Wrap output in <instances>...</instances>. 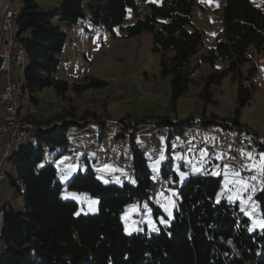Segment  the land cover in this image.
I'll return each mask as SVG.
<instances>
[{"label":"trees","instance_id":"obj_1","mask_svg":"<svg viewBox=\"0 0 264 264\" xmlns=\"http://www.w3.org/2000/svg\"><path fill=\"white\" fill-rule=\"evenodd\" d=\"M195 2L61 0L53 8L44 9L36 0H20L16 37L25 52L21 96L26 94L30 104L37 105L45 88L53 89L54 94L63 99L68 97L69 89L79 95L88 87L105 85V81L94 78L76 82L62 76V72L67 73L62 58L57 56L66 41L62 27L88 20L111 30L118 26L126 36H136L143 31L152 33L151 50L158 56L161 75L169 78L172 102L187 92L200 61L211 65L217 59L226 61L225 70L203 77L199 96L211 101L212 83H220L228 71L235 79L237 74L242 75L241 66L249 60L248 48L264 55V0H225L221 9V29L215 44L208 48L202 31L192 21ZM140 5L144 7L143 13ZM128 12L132 13L133 21L122 25ZM196 54L200 58L191 65ZM252 88H255L252 83L245 86L242 78L237 80L236 106L231 117L215 114L207 117L205 112L198 118L193 115L181 119L158 116L161 119L158 126L168 128L165 137L171 135V130H182L195 123L203 127L212 123L237 135L255 136L256 133L240 121V110L252 97ZM20 116L40 128L34 131L28 143L9 154L8 161L18 178L10 183L21 198V206L14 208L10 202L3 205L0 264H264V227L249 231L248 216L237 203L217 198L220 177L207 172L189 176L177 188L179 202L173 219L168 226L161 225L158 220L161 210L149 199V170L144 168V157L134 143L131 172L137 177L136 185L104 182L88 166L71 177L67 189L97 197L98 211L78 213L77 203L62 197V183L57 178L55 166L41 163L45 145L50 148L65 146L68 127L84 128L89 121L102 128L107 123L114 124L117 136L128 133L133 138L136 124L146 119L138 118L134 124H125L123 120L103 122L94 113L77 115L73 108L41 120L35 118V113L21 115L20 112ZM54 121L57 123L44 127ZM142 130L151 133L148 129ZM66 151L69 150H65V154ZM162 173L166 182L174 179L165 169ZM142 199L152 205L158 221L157 231L126 234L121 213L127 204ZM255 199L264 216V189L256 193Z\"/></svg>","mask_w":264,"mask_h":264},{"label":"rangeland","instance_id":"obj_2","mask_svg":"<svg viewBox=\"0 0 264 264\" xmlns=\"http://www.w3.org/2000/svg\"><path fill=\"white\" fill-rule=\"evenodd\" d=\"M10 1L12 9H20V0ZM60 1L36 0L44 9L53 8ZM224 1L196 0L192 8V21L202 31L206 48L215 44L221 29V9ZM2 4L0 1V14ZM139 9L143 13V5H140ZM132 21V13L128 12L122 25ZM62 29L66 33V41L57 56L62 58V64L68 70L67 76L62 72L63 78L76 82H87L94 78L105 81V85L88 87L79 95L69 89L66 93L68 97L63 99L57 97L53 89L45 88L40 93L39 103L35 105L37 109L35 118L47 119L58 112L73 108L77 115L81 112L94 113L100 116L103 122L123 120L125 124H134L138 118L146 119L136 124L133 138L128 133L117 136L118 130L114 124L107 123L102 128L89 121L84 128H78L76 125L68 127L65 146L50 148L45 145L41 163L42 165L52 163L55 166L57 178L62 183V197L74 200L78 213L94 214L98 211L97 197L86 192L74 193L77 195L73 198L66 194L69 192L67 183L71 177L85 171L88 166H91L96 177L104 182L118 186L124 183L136 185L137 177L133 171H129L132 168L134 143L144 157V168L149 170V199L161 210L158 216L161 225L168 226L173 219L179 202L177 188L189 176L207 172L220 177L217 198L224 197L229 202L237 203L249 218V231L261 230L263 227H260L259 223L264 221V216L255 195L264 189V170L259 166L264 148L257 147L253 149L256 152H245L223 144L232 148L226 149L232 155L225 156L224 159L218 151L219 146L216 147L215 144L220 134L233 133L230 129L212 123L207 127L195 123L182 130H171L170 136L162 137L158 135L157 130L165 128L164 130L168 132V128L156 125L161 123L158 116L181 119L193 115L198 118L205 112L207 117H211L212 114L224 118L231 117L236 106L237 80L242 78L245 86L252 83L255 88L251 89L252 97L240 110V121L249 126L256 133L255 136L263 139L264 55L252 47L248 48L249 60L241 66L242 75L237 74L235 79L228 71L221 77L220 83H212L211 101H204L199 96L203 77L214 71L225 70L227 63L219 59L213 65L200 61L192 76L194 81L189 84L187 92L179 96L176 102H172L169 97V78L161 75L158 56L151 50L152 33L143 31L136 36H126L124 30L118 26L111 30L93 25L88 20H79L76 25L63 26ZM199 58V54L194 55L191 65ZM11 75L18 85H23L24 76L19 67L12 66ZM20 101L24 113L30 104L27 95H22ZM0 113H3L2 109ZM19 117L22 118L20 112ZM56 123L57 121H54L44 127H51ZM143 128L151 131L148 137L139 135L147 132L143 131ZM7 142L8 137H0V146H5L0 158L6 152ZM211 147L212 151H209ZM175 148L181 150L173 153L172 150ZM70 149L76 151L73 156L65 154V150ZM120 159H125V162L121 164ZM163 169L174 175V179L166 182ZM3 172L0 204L3 206L2 203L7 201L14 208H18L21 206V198L10 183L12 179L18 181V178L10 161L4 163ZM243 172L249 174L247 178L241 177ZM159 179L163 180V183L155 188L154 184ZM240 180L244 181L246 186L237 183ZM133 206L136 208L135 211L132 210ZM140 216L141 221L138 219ZM121 221L126 234L157 231L158 221L154 217L152 205L146 199L127 204L121 213ZM1 254L0 240V256Z\"/></svg>","mask_w":264,"mask_h":264},{"label":"bare ground","instance_id":"obj_3","mask_svg":"<svg viewBox=\"0 0 264 264\" xmlns=\"http://www.w3.org/2000/svg\"><path fill=\"white\" fill-rule=\"evenodd\" d=\"M7 1V9L9 11H13V18L12 21L8 24V33L10 36L11 41V47L13 48V53L11 54V64H10V71H9V78L12 79L11 75V67L16 66L19 67L21 70L24 69L25 66V52L24 49L19 42L18 38L16 37L17 32V16H18V10H14L11 8V1ZM66 71H64L65 73ZM21 86L18 85L13 79L11 81V99H10V108H11V117L14 122H17V125H15V137H10V145H6V152L0 159V183L2 180H4V172H3V166L6 161L9 160V154L10 152L17 148L18 146L22 144L28 143L33 138V132L38 130L40 127L34 124L33 122L20 118L19 117V111L21 109ZM37 109L36 106L33 104H29L28 108L26 109V113L28 114H34L36 113ZM157 133L159 136L165 137L167 135L166 130L158 129ZM219 141L224 144L225 146H231L235 148V143H248V147L251 149H255L257 147L264 148V142H262L260 137L257 136H251L250 134L244 133V134H235L231 132H225L223 134H220ZM229 137V140H223V138ZM178 152V151H177ZM75 154L74 150L66 151L67 156H73ZM125 160L122 159L120 163H124ZM242 174H246L248 176L249 174L247 172H243ZM170 179V178H169ZM161 182L158 180L154 187L158 188ZM144 216V215H143ZM3 217H4V206L0 204V236L3 229ZM141 220V219H139Z\"/></svg>","mask_w":264,"mask_h":264},{"label":"built area","instance_id":"obj_4","mask_svg":"<svg viewBox=\"0 0 264 264\" xmlns=\"http://www.w3.org/2000/svg\"><path fill=\"white\" fill-rule=\"evenodd\" d=\"M2 10H1V23H0V81L5 80V85L0 92V109L3 113H0V136H7V145H10V137H15V125L11 117L10 99H11V81L9 78L10 64H11V54L13 53V48L11 47L10 36L8 33V24L12 21L13 11L7 9V2L3 0ZM158 127V124L156 125ZM165 128H161V131ZM223 140H229V137L223 138ZM264 142L263 139L261 140ZM235 149H240L245 152H250L255 150L248 147V143H235ZM1 159V158H0ZM242 178H247L246 174H241ZM138 219H142L140 216Z\"/></svg>","mask_w":264,"mask_h":264},{"label":"crops","instance_id":"obj_5","mask_svg":"<svg viewBox=\"0 0 264 264\" xmlns=\"http://www.w3.org/2000/svg\"><path fill=\"white\" fill-rule=\"evenodd\" d=\"M0 1H2V2H4L3 0H0ZM0 17H1V14H0ZM1 19H2V17H1ZM64 69H66L67 70V68H64ZM67 73H68V70H67ZM67 73H66V76H67ZM0 84H2V87L0 88V90H2V88H3V86L5 85V80H1L0 81ZM1 92V91H0ZM21 114H26V110H25V112L24 113H22V109H21ZM221 128H223V127H221ZM225 129H227V128H225ZM233 132V131H232ZM151 133L149 132V131H145V132H143V133H140L139 135H141L142 137H148L149 135H150ZM1 137V136H0ZM2 137H6L7 138V136L5 135V136H2ZM215 146L216 147H218L219 148V153L224 157V159H225V156H231L232 154H231V152L230 153H228L227 151H226V149H231L232 150V148H228V147H225L220 141H219V138H218V141H217V143L215 144ZM212 148V147H211ZM5 149V146L4 145H1L0 146V154L2 153V150H4ZM208 150V149H207ZM237 150H240V149H237ZM209 151H212V150H209ZM243 151V150H242ZM1 157V156H0ZM121 160V159H120ZM120 160H119V162H120ZM131 170H132V168H130L129 169V171L131 172ZM0 184H2V182L0 183ZM1 186V185H0ZM0 191H1V188H0ZM74 193H77V192H72V191H70V192H66V194L68 195V196H72V198H73V196L74 195H77V194H74ZM7 201H4L2 204L4 205L5 203H6Z\"/></svg>","mask_w":264,"mask_h":264},{"label":"snow or ice","instance_id":"obj_6","mask_svg":"<svg viewBox=\"0 0 264 264\" xmlns=\"http://www.w3.org/2000/svg\"><path fill=\"white\" fill-rule=\"evenodd\" d=\"M250 155V154H249ZM261 156H262V158H261V161H260V168L262 169V170H264V154H261ZM254 167L256 166V165H253ZM105 167H108V166H105ZM235 175H239V173H235ZM237 183H240L241 185H245V182L244 181H242V180H240V181H237ZM246 186V185H245ZM132 210L133 211H135L136 210V208H135V206H133L132 207ZM259 226L260 227H264V221H261L260 223H259Z\"/></svg>","mask_w":264,"mask_h":264}]
</instances>
